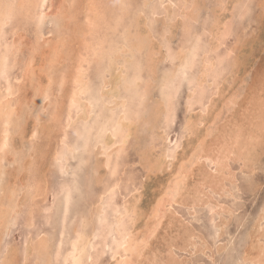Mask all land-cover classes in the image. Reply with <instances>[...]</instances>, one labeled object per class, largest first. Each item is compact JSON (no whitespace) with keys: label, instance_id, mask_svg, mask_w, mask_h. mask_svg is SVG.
<instances>
[{"label":"rangeland","instance_id":"rangeland-1","mask_svg":"<svg viewBox=\"0 0 264 264\" xmlns=\"http://www.w3.org/2000/svg\"><path fill=\"white\" fill-rule=\"evenodd\" d=\"M98 1H101V0H98ZM104 1H106V3H108L109 6L111 7L113 6L112 0H104ZM129 1L132 3L133 12L135 10L140 9L143 11V14H146L147 16L151 18L156 15L160 16L159 21L155 24V28L157 31L161 32V34H163V31L166 30V26L164 25L162 20L164 19V16H166L165 6L167 4H172V8L175 10V14L179 13V16H178L179 21H180L179 18L181 17V15H183L182 13L183 3L181 2V0H178V1L177 0H170V1L169 0H145V2L144 0H129ZM228 1L230 0H225L224 6L226 5L227 8L229 9V7L231 6V3ZM64 2L68 4L65 6ZM75 2L76 1L73 0V4H72V1L70 3V0H46V1L39 0L40 4H38L35 10H32L33 12L31 11L30 17L28 13H26L28 16L15 17L7 24V26H5V32L2 37L3 44L0 48V56L2 53L6 52L7 50L10 66L5 71L6 73L0 72V93L5 91L4 89L8 88L9 86L11 87L12 94L13 93L14 94L13 96L11 94L10 96L12 97L9 96V98L11 99L13 107L18 110V113H20V117H16L20 119V122H21L20 126L22 125L24 126L17 127L16 125H14V123H11L10 127L14 129L12 130L10 128V130L13 131V132L11 131V136H10L11 138L9 139L8 143L4 147H0V157H1L0 161L5 156L3 158L4 160L2 159V161L4 162L2 161L0 162L1 163L0 171L2 170V172L0 173V206H1L0 207V221L4 222L5 219L9 221V222L7 221L8 223L6 221L3 224L2 222L0 223V233H1L0 235V258L2 257V259H0V264H7V262L8 264H34V263L35 264H74L75 258L82 259L83 261L81 260L82 261L81 264H113L114 263L113 259L115 258H112L113 257L112 255H114L113 248L116 247L115 240L120 238L119 232L115 230V227L117 225V222H116L117 221L116 215H118L117 210L119 209L124 210L125 209L124 204H125V201L128 199V197L129 196L131 197V194H134L136 193L138 189L139 190L141 189L140 191L142 192L143 196H141L142 200L140 199V203H139L140 207L143 211H145V213L150 212L149 210H151L152 208L151 206L153 205V203L154 204L156 203L157 197L159 198L161 192L164 190V187L171 180L172 174L175 173V171L177 170L179 163L181 161L180 159H183L185 157L184 156L185 153H187V156L188 154L189 156L191 155V153H189L191 152L190 144H192L191 148H193V144L196 143L197 137L204 133L206 124H208L207 122L204 123V121H202L203 124L200 122L198 125L199 127L198 130H196L197 132L193 131L194 133L192 132V130L190 131V130H187L186 128L187 126L186 122L188 121L187 119H189L193 114L200 112V106L196 105L194 109L188 110L186 94L189 92V83H188L187 78L185 77H183V79L180 81L181 85L179 86L176 97L174 98L175 109L174 111L169 112V115L173 112V116L171 117L170 115L168 117H165L163 115V116L158 117L155 126H151L150 124H148L147 118L151 117L153 103H154V100H156L155 97L157 99L161 98L160 96L162 94L161 93L162 90L160 89L159 81L163 77V74H165L168 71H170L171 73L172 71L175 70V67L179 66L180 64L179 62H181L182 60L181 58L182 55H179V54L181 53L180 52L182 49L181 47L183 46V44H185L186 40L191 37L193 38L192 36L193 34L200 33L201 34L200 43L202 45V48L200 49V53H202L204 49V40L209 43V38H210L209 33L205 32V29H209L213 19L216 16L215 15L216 11L214 10L221 8V4L219 3L218 0H198L199 4H198L197 11H199V14L197 18L194 19V18L186 17L185 25L181 24L179 26L180 28L178 27L179 29L178 28L174 29L175 34L171 38L169 45L172 51L174 53H177L176 57L174 59H171V57L165 58L157 62L158 78L156 82L154 83V86L149 89L150 98L147 99L144 105H140L136 107V109L139 111L138 113L139 119L136 118L137 119L136 124L138 125L137 133L129 138L128 143L125 145L123 152L120 154V156H118V165H117L118 169L115 170L114 172L113 168L109 167V168H104V170L101 169L100 171H97L96 164H97V160L99 157L97 158V156L94 154L93 151L85 152L83 148L81 147L82 143L84 142L82 133L81 131H79L82 128V124L76 123L74 126L68 125L67 106L69 107L68 105L69 103H68V93H67L68 91L66 88L67 86L65 87L66 84L63 86L60 85V82H59L60 80L58 79L62 69H66L68 79L71 78L70 77L71 71H73L71 66L74 63L73 61L77 54L76 52L78 48L80 47L79 42L82 41L81 36H79V34H76V33L75 34L72 32L70 33V31L68 30L69 32L67 33V36H66L67 39L64 42V46H62L63 48L67 50V53L63 51L62 52L63 54L59 56L60 58H58V60L54 63L53 67H51V63H50V60H51L50 54H51V46H52L51 44L55 43L57 40L59 41L60 39H62L61 38L62 32H60L61 27L64 26L63 30H66L65 27H67L68 25H70L68 26L69 29L75 25L74 20L73 21L67 20L68 19L67 16H69L68 12L66 14L67 18L64 16L63 14L64 10L68 8L69 5H72L71 6L72 8L71 7L70 8L73 13H77V16L76 14L74 15L76 16L75 18L78 19L77 22L82 23V20L84 19V12L86 11L87 1L77 0V2L76 3ZM83 3H85V5ZM39 6L41 7L42 10L40 9ZM155 9L157 11V14H153V11ZM228 9L225 8L224 11L221 10V12L219 11L217 13L218 15L222 16L221 18L229 19L230 16L232 15L234 16L232 27L230 31L228 32V34L226 35V38L223 40V43L218 49V52L224 55L225 57L223 61L224 62L223 66L225 69L223 70L222 75L218 79L219 82L217 83L219 84V86L215 84L214 86L208 87L205 93L206 101L209 98L210 100L211 98L213 99L215 97L214 95H216L215 99L217 101L215 99L214 101L216 102V105L218 103L219 104L215 106V110H212L211 112L212 114H209L207 117H208V120H212L213 119L212 117L215 116L217 113L221 114V115L217 114L215 116V117H218L215 120V124L219 128H222L223 125H225V123L228 122L230 116H231L230 118L240 117V113L243 110V109L241 110L242 105L244 104L248 96L256 97V95L258 96L259 94L264 96V0H251L249 2V10L247 11L245 15H240L238 12L240 10L236 8H233L230 11ZM210 10H213L214 12ZM54 11L55 12L58 11V12L55 13ZM38 16H41V18L43 17L41 19V21H43L42 22L43 24L41 23L40 20H37ZM60 17H62V20H59ZM44 19H47V20H44ZM185 26L190 27L189 32L187 31V28ZM38 28H40V31ZM39 32L40 33L42 32V34L44 35V37L41 38V40L44 39L42 40V42L47 40L48 45H50L48 46L50 47V49L47 46L44 48V50L41 49L42 47L40 48V50L33 49L36 46L37 44L36 42L39 39L38 37ZM160 36L161 35H159V37ZM15 39L17 40L15 41ZM242 39H246V40H242ZM192 41H190L191 44L194 43L195 39L193 38ZM7 45H8V48H6ZM188 46H190V44H188ZM71 52H73V54ZM179 56L181 59L179 58ZM238 57H240L242 61L240 60L241 63L237 62L238 63L237 64L235 63V60H237ZM201 58L202 56L200 55V60L198 61V65L194 71H197L200 69L202 65ZM44 63H45V66L46 65L48 66L45 67ZM24 66H25V69L27 68L28 70L27 69L24 70L23 69ZM238 66H239V69L237 70ZM230 72H232L233 74H231ZM235 72L238 73L237 76L235 75ZM144 74L146 76L150 75L147 69H145ZM51 75L53 76L54 79L52 78L53 86L51 85L50 92L53 91L51 92L52 95L59 94L61 99H63L62 101L63 106L60 108V112L58 114V119H57V121H59L60 124H58V126H55L56 128L53 127L52 132L54 133L51 132V134L54 137L52 135L49 137L47 136L45 132H40L39 130L41 122L49 116L50 111L54 108L53 99H51L52 97L49 98V100L45 99L44 96L41 95V92L39 91L40 89L39 85L43 86L44 83L45 84H47L46 82L49 83V76ZM28 76L29 77L31 76L30 79ZM34 77L37 79H35ZM229 77H230V80H229ZM93 78H95V75H93ZM225 79H228V80L225 81ZM96 81H98V79H96ZM34 82H36V84ZM37 82L39 83V85L37 84ZM68 82L70 85V80H68ZM215 87L217 88L215 89ZM219 87L220 88L223 87L224 91L226 92V93L224 92L226 95L223 93L224 96H227V97L235 96L236 99L234 98V100H236V104L230 102L229 101L230 97H229L228 102L230 105H229V108L226 109L228 107V104L227 103L225 104L223 102L224 96L219 94L220 92ZM36 89H37L38 94L36 92ZM6 91H8V89H6ZM63 91L65 92L62 93L63 95H61V92ZM4 93H7V92H4ZM240 94L241 96H238ZM217 95L220 97H218ZM17 96H19L18 99L16 98ZM36 98L38 99V101H36L37 100ZM237 98H239V100H237ZM24 100H26L27 102ZM40 101L41 102L45 101V102L42 103L43 104L42 105ZM32 102L34 103L32 104ZM26 103L28 105H26ZM48 103H49L48 105L49 111L45 112L43 110L45 108V105ZM34 104L35 106L33 107ZM220 105L221 107H218ZM25 107L27 109L26 111H25ZM222 108L224 109L222 110ZM214 111L217 113L215 114ZM16 118L14 117L13 119H16ZM0 122H1L0 124H2V120ZM17 128L19 129V131ZM21 128L25 130H21ZM223 128L221 130H223ZM58 129H61V130H58ZM63 129L66 130L67 144H65L64 141H62L64 138ZM1 130H2V125H0V131ZM157 130L159 131V133L160 132L161 133L160 134L157 133ZM22 131H25V132L21 134ZM12 133H14L13 134L14 136H12ZM196 134L197 136H195ZM23 135H27V137ZM39 139L41 141H39ZM45 139H48V140H45ZM45 142H46V145H45ZM47 145L48 147L45 149ZM59 145L61 146L59 147ZM67 145L73 146L74 149L73 150L67 149ZM30 146H33V147L31 148ZM38 147L41 148V150ZM164 147H166L170 151V157L167 158L169 159L167 160L168 164L166 163L168 165L167 168L164 170L161 169L159 171L155 170L153 172H150L148 169V164L145 162V159H144L145 153H148L147 151L151 150L153 152V155L156 154L157 157L161 158L162 157L161 152ZM259 147H260V150H259ZM259 147L257 149V151L259 150L258 152L261 151L260 155L257 156V158L258 157L259 158L258 159L256 158V155H258V153H255V157L252 160L253 163L251 162V167L248 168V170L246 167H243L244 165L243 160L241 159L234 160V158H231L229 160L230 168L234 172V176H235L234 182L235 183H233L232 180L230 181L228 179H226L227 181L224 180L225 181L224 183L226 184V187H227V190H225L224 192L222 191L224 195L223 193H221V191L217 192L211 188H208V190H210L213 194L212 195L213 202L211 203H206L205 205V203H203L202 201L201 203L199 202L194 206L190 204L182 205L179 203L178 204L173 203L172 206L168 205V208L169 207L173 208V210L175 211V214L168 212V216L165 217V219L163 220V223L164 222L168 223L170 220L169 219L170 216L174 215V219H172L174 220L172 223L173 225L172 224L170 225L167 223L162 224L160 228L158 229L159 237L153 238L151 245L154 247L157 246L159 247V249L162 248L160 250L165 255L166 252L164 248H166L165 246L166 242L163 236L165 235L168 238L170 235L176 234L177 230L182 229L180 228V225L184 224L185 226H189V228L192 227V229H195L196 233H199L197 236L194 237L195 239L194 241H196V244H199L198 246L201 248L199 249L197 245L189 246L188 249L186 250L178 246L177 248L175 247L176 249L174 248V252L179 257V259L183 258L184 260H186L187 264H190V263L192 264H204V263L205 264H250L249 261L246 262L244 260L245 255L252 247L253 242L256 240L255 234H256V229L258 228V226L260 225L261 227H264V219H260L261 214L264 210V141L263 143H261ZM35 148L38 149V152L37 150L35 152ZM176 152L178 156H176ZM136 153L137 154L139 153V154L137 155ZM3 154H6V155H3ZM50 154H52L51 157H49ZM44 155L46 156L47 160L44 158ZM64 155L67 157V159H65L66 157L64 158ZM177 157L178 158L180 157V158L178 159ZM116 159L117 158H115V160ZM174 159L176 160L174 161ZM42 160H44L43 163H42ZM45 160H46V164H45ZM205 163L208 165V168H210L212 171L215 170L214 167L216 166L211 160H207ZM46 166H48L47 170L45 169ZM174 166L177 168H175ZM195 166H194L195 168L194 167L192 168L193 169L197 168L196 170L198 171L199 165L195 164ZM63 167L65 169H62ZM68 170L71 172H67ZM64 171L66 172V174L64 173ZM43 172L45 174L42 175ZM99 174L103 176L100 178L97 177L99 176ZM144 174L145 175L147 174L148 176L146 175L147 176L146 177ZM152 175L154 178L152 177ZM149 176H151V178H148ZM28 177L30 179H28ZM192 177L189 178L190 179L189 183L190 182L192 183L194 179L198 178L199 176H196V177L192 176ZM97 178L100 179V181ZM7 179L9 180V182L12 181V183L11 182L7 183L8 182ZM32 180H34V182L37 180L39 183L36 181L37 183H34L35 184V187H34L33 182L30 183ZM23 181H25V184ZM44 181L46 184L42 183ZM78 182H80L81 185ZM13 184L15 185V187L13 186ZM67 184H70V186L68 185L67 187ZM46 185L47 187H45ZM71 185L72 187L74 186L73 187L74 189L71 187ZM5 187H7L6 190H5ZM35 188H37L38 190L36 189L37 191H34ZM39 191L41 192V196H40ZM214 191L217 192L218 194L215 193ZM225 193L227 195H225ZM23 194L25 196H23ZM65 194L67 195V197L66 196L64 197ZM6 195H8L9 199ZM38 196H40L41 198H36ZM100 196L103 198H101ZM100 203L103 204V206H105L104 214L102 213L99 214V212L96 209V206L98 208ZM203 204L204 206H202ZM216 204L217 205L219 204V205L217 206ZM40 205L42 207H40ZM221 205L227 207L228 211L222 210ZM15 207H16V210H19L18 212L14 211ZM71 208H73L74 210H72ZM54 210L56 211L58 210L57 213L56 211L55 213H52ZM212 210L219 212L220 215H218L219 213H216L215 211H212ZM37 213L39 215L42 213L43 214L45 213V214L44 216L43 214L39 216ZM46 213L48 214L47 216H46ZM112 216L114 219L112 218ZM10 218H13V219H10ZM50 218L52 219L54 218L53 221ZM131 218L132 217H129V219L128 218L126 219L125 227L127 229H132V230L134 229L136 230V232L137 231L142 232L141 229H144L143 224L145 223V220H144L145 218L143 217L136 218V221H135L136 223L133 222ZM177 219H180V220L176 222ZM62 220L64 223H62ZM71 220L72 222H67ZM226 220L227 221L229 220V224ZM35 221L37 222V224ZM223 221L224 223L222 224ZM12 223L14 224V226ZM67 223H69V225H67ZM58 224L62 225V226L60 225V227H65V228H62V229L60 227L57 228ZM174 224L179 225V226H175ZM55 228L56 230L57 229L59 230L56 231ZM28 233H30L31 236ZM50 233L51 235L55 233L53 237L51 236L52 239L50 237ZM79 234L85 235V242L81 244L79 248H74L73 245L71 247L72 240L77 238ZM44 235H47L45 236L46 238L44 237ZM48 238H49V241H51L50 245L47 242ZM42 239L45 240V243L47 242V248L48 246H50L48 248L49 250H47V254L48 255L51 254L49 257L48 255H45L43 252L40 254V250H38L35 247L36 244L39 243ZM67 239H70V240H67ZM27 240L29 241V243ZM33 241H35L36 244ZM261 241L264 243V237L261 238ZM28 245H31V246L33 245L32 251L28 249ZM205 245L206 246L209 245L210 248L208 247L206 248V250H204V247H206ZM51 246L52 247L54 246V247L51 248ZM11 249H12V252H11ZM22 251L25 252L26 256L25 254H23ZM48 251H51V252H48ZM34 252L37 253V256H38L37 259L35 258ZM3 253L4 254L6 253V254L3 255ZM32 254H33L32 258L34 259L29 260ZM42 254L44 257L42 256ZM27 255L29 256L27 257ZM24 258L26 260L23 261ZM42 259L44 262H42ZM37 260H39L40 262L39 261L37 262ZM190 260L192 261L190 262ZM242 260H244L245 262Z\"/></svg>","mask_w":264,"mask_h":264},{"label":"bare ground","instance_id":"bare-ground-1","mask_svg":"<svg viewBox=\"0 0 264 264\" xmlns=\"http://www.w3.org/2000/svg\"><path fill=\"white\" fill-rule=\"evenodd\" d=\"M71 1L73 4V0H70V3H71ZM74 1L77 2V0H74ZM86 1H87L86 2V11L85 12L83 11L84 12V19L82 20V23L77 22L78 19L75 18L77 16V13H73L71 11L72 5H69V7L64 10V13H63L64 16L66 17V14L68 12L69 16H67L68 17L67 20L68 21L74 20L75 25L74 26L71 25L72 28H70V29L68 28V26H70V25H68V24H67L68 26L65 25V26H67V27H65L66 30H63L64 26L61 27L60 32H62V35H61L62 39H60L59 41L57 40L55 43L51 44L52 46H51V54H50V56H51L50 63H51V67H53L54 63L58 60V58H60L59 56H61V54H63L62 52L65 51L67 53V50L65 48H63L62 46H64V42L67 39L66 36H67V33L69 31H70V33L71 32L74 34L76 33V34H79V36H81L82 41L79 42L80 47L78 48V50L76 52L77 54H76L75 59L73 61L74 63L72 64V66L70 65L71 68L73 69V71H71V75H70L71 78L68 79L66 69L61 70L60 75L58 74L59 77L56 75L58 77V79L60 80L59 81L60 85L63 86L66 84L65 87L67 86L66 88L68 91L67 93H68V103H69L68 105H69V107L67 106L68 112L67 111L66 112L68 113L67 114L68 125L74 126L76 123L82 124V128L79 131H81V133H82L84 142L82 143L81 147L83 148V150L85 152L93 151L94 154L97 156V158L99 157L97 160V164H96V170L100 171L101 169L104 170V168L112 167L113 171L115 172V170L118 169V167H117L118 156H120V154L123 152L124 147L128 143L129 138L137 133L138 125L136 124V120L139 119V116H138L139 111L136 109V107H138L140 105H144L145 102L147 101V99L150 98L149 89L154 86V83L156 82V80L158 78L157 62L159 60H162L165 58L171 57V59H174L176 57L177 53H174L172 51L170 45H169L171 38L175 34L174 29L178 28L181 24L185 25L186 17H190V18H194V19L197 18L198 14H199V11H197L199 2H198V0H181V2L183 3V8H182L183 15H181V17L179 18L180 21L178 20L179 13L175 14V10L172 8V4H167L165 6L166 16H164V19L162 20V22L166 26V30H164L163 34H161V32L157 31L155 28V24L159 21L160 16L156 15V16L151 18V17L147 16L146 14H143V11L140 9L135 10L133 12L132 3L129 0H112V2H113L112 7L109 6V4L106 3V1H104V0L103 1L102 0L101 1L86 0ZM218 1L221 4V8L217 7L219 10L218 9L214 10V11H216L215 12L216 14L215 13H213V14H215L216 16L213 19L209 29H205V32L209 33V37H210L209 43L204 40V49H203V52L200 53V49L202 48V45L200 43L201 42V34L200 33H195L192 35L193 38L195 39L194 43L191 44V42H190L193 39L192 37L186 40L185 44H183V46L181 47L182 48L181 51L179 50L181 52V53L179 52L180 53L179 55H182L181 56L182 60H181V62H179L180 63L179 66L176 65L178 68L175 67V70L172 71L171 73H170V71L166 72L165 74H163V77L160 79V81H159L160 89L162 90L161 91L162 94L160 96L161 98L157 99L155 97L156 100H154V103H153L151 117L147 118V121H148L147 123L150 124L151 126H155L158 117L163 116V115L165 117H168L170 115H171V117L173 116V112L170 115H169V112L174 111V109H175L174 98L176 97L177 90H178L179 86L181 85L180 81L183 79V77H185V78H187L188 83H189V92L186 94L187 95V108H188V110L194 109V107L196 105L200 106V112L193 114L189 119H187L188 121L186 122L187 123L186 128H187V130H190V131L192 130V132H193V131L198 130V128H199L198 125L200 122L202 123V121H204V123L207 122L208 124H206L205 131L203 134L200 135L198 133L200 136L197 137L196 143L193 144V148H191L192 144H190L191 145V147H190L191 152H189V151L188 152L191 153V155L189 156V154H188V156H187V153H185L186 154V155L184 154L185 157L182 156L184 158L180 159L181 161L179 163L178 168L174 166L175 168H177V170L175 171V173L172 174V178L168 182L169 184L167 183L166 186L164 185L165 186L164 190L161 192L159 198L157 197L156 203L155 204L153 203L152 206L150 205L152 207L151 210H149L150 212L147 211L148 213H145V211H143L140 207V204H139L140 199H141V196H143L142 192L140 191L141 189L140 190L138 189L136 191V193L131 194V197L129 196L130 198L128 197V199L125 201V204H124V207H125L124 210H120V209L117 210L118 215H116L117 216V221H116L117 225L115 227V230L119 232L120 238L115 240L116 247L113 248L114 249V255H112L113 257L110 256L112 258H115V259H113L114 260L113 264H187L186 260H184L183 258H182L183 260L179 259V257L174 252V248L175 247L177 248V246H178V247L186 250V249H188L189 246H196L197 245V247L199 249H201L198 246L199 244H196V241H194L195 240L194 237L197 236L199 233H196L195 229H192V227L189 228V226H185L184 224H181L182 223L181 222L180 228H182V229L177 230L176 234L170 235L168 238L165 235L163 236V238L165 239V242H166V244H165L166 248H164V250L166 252L165 255L160 250L162 248L159 249V247H157V246L154 247L151 245L152 239L159 237L158 236V229L160 228V226L164 223H167V222L163 223V220L165 219V217L168 216V212L175 214V211L173 210V208L172 207L168 208V205L172 206L173 203H176V204L179 203L182 205L183 204H185V205L190 204V205L194 206L199 202L201 203L202 201H203V203H205V205H206V203L213 202V196H212L213 194L210 190H208V188H211L217 192L221 191V193H223L225 190H227V187H226V184L224 183L225 182L224 180H226V179H228L229 181L232 180L233 183H235L234 182V177H235L234 172L230 168L229 160L231 158H234V160L235 159L243 160V163H244L243 167H246L248 170V168L251 167V162H252L253 158L255 157V153H258V155H256V158H257V156L260 155L261 151L258 152L260 150L259 146L264 141L263 140L264 139V96L263 95L259 94L258 96L256 95V97L248 96L246 101L244 102V104L243 105L241 104L242 105L241 110L242 109L243 110L240 113V117L230 118L231 117L230 116L228 122L225 123V125H223V127H224V128L222 127L223 130H221L222 128H219L215 124V120L218 118V117H215L218 114L217 112L214 111L215 114L217 113L216 115L214 114L215 116L211 115V116H213L212 120H208V117H207L209 114H212L211 113L212 110H215V106H217L219 104L218 103L216 105V102L214 101L216 95H214L215 97L213 99L211 98V100H210V98H209L206 101L205 93H206L208 87L214 86L215 84H217L219 86V84L217 82H219L218 79L222 75L223 70L225 69L223 66V63H224L223 61H224L225 57H224V55H222L218 52V49L221 46V44L223 43V40L226 38V35L230 31L232 24H233V17H234L232 15V16H230L229 19L228 18H221L222 16L218 15L217 13L219 11L221 12V10L224 11L225 8L226 9H228V8L226 5L224 6L225 0H218ZM250 1L251 0H230L228 2L231 3L232 7L230 6L228 10L230 11L231 9L236 8V9L240 10V11H238L240 15H245L247 13V11L249 10V2ZM144 2H145V0H144ZM38 4H40L39 0H0V48L3 44L2 37H3L4 32H5V26H7V24L15 17H20V16L26 17L28 15L30 17L31 11L35 10L37 8ZM67 4L68 3H65V6ZM83 4L85 5V3H83ZM80 7H82V6H80ZM40 9H41V7H40ZM74 9H76V8H74ZM58 11H59V9H58ZM58 11H56V12L54 11V12L57 13ZM65 11H66V13H65ZM210 11L214 12L213 10H210ZM26 13H28V15ZM184 13H185V15H184ZM51 14H52V12H51ZM75 14H76V16H74ZM153 14H157L156 9L153 11ZM213 14H211V15H213ZM42 18H41V16H38L37 20L41 21ZM44 20H47V19H44ZM59 20H62V17H60ZM50 21H52V20H50ZM42 22L43 21H41V23ZM186 28H187V31L189 32L190 27H186ZM38 29L40 31V28H38ZM8 34H9V32H8ZM71 35H73V34H71ZM159 35H161V36L159 37ZM38 37H39V39L36 42L37 44L33 49L40 50V48L42 47L41 49L44 50V48L46 46L47 47L50 46V45H48L47 40L42 42V40H44V39L41 40V38L44 37L42 32L41 33L39 32ZM73 38H75V37H73ZM160 38H162V39H160ZM16 40L17 39H15V41ZM242 40H246V39H242ZM77 41H79V40H77ZM188 44H190V46H188ZM10 45H11V43H10ZM6 48H8V45L6 46ZM48 48L50 49V47H48ZM71 53L73 54V52H71ZM234 53H236V52H234ZM200 55L202 56V58H201V64L202 65H201L199 70L194 71L198 65V61L200 60ZM238 56H239V54H238ZM8 57L9 56H8L7 50H6V52L1 54V56H0V72L4 73L7 70V68L10 66ZM179 58H180V56H179ZM72 60H73V58H72ZM240 60H241L240 57H238V59L235 60V63H237V62L241 63L242 60L241 61ZM35 62H37V61H35ZM170 62H171V60H170ZM44 66H45V63H44ZM46 66H48V65H46ZM23 69L26 70L27 68L25 69V66H24ZM145 69H147V71L150 75L146 76L144 74ZM238 69H239V66H238L237 70ZM233 70H235V69H233ZM233 70H232V72H233ZM232 72H230V73L233 74ZM245 72H247V71H245ZM24 74H26V73H24ZM93 75H95V78H93ZM235 75L237 76L238 73L235 72ZM30 77H29V79H30ZM52 78H53L52 75L49 76V83L46 82L47 84L44 83L45 85L43 84V86L39 85V83H38L39 81L37 82V84L40 87V89H39V87H38V89L41 92V95H43L44 98L48 99V100H49V98L52 97L51 99H53V103H54V108L50 111L49 116L41 122L40 129H39L40 132H45L47 134V136H49V137L52 135L51 132L53 130V127L58 126V124H60L59 121H57V119H58V114L60 112V108L63 106V102H62L63 99H61L59 94L52 95L51 92H53V91L50 92L52 80L54 79V78L53 79ZM22 79H23V77H22ZM35 79H37V78H35ZM67 79L70 80V85H69V82ZM96 79H98V81H96ZM227 80L228 79H225V81H227ZM229 80H230V77H229ZM225 81H223V82H225ZM34 83L36 84V82H34ZM260 85H261V83H260ZM258 87H260V86H258ZM216 88L217 87H215V89ZM6 89H8V91H6ZM6 89H4L5 91H3L2 93H4V92H7V93H4V94L0 93V118L2 120V124H0V125H2V130L0 131V136H1L0 137V147H4L8 143L9 139L11 138L10 137L11 131L14 130L10 127L11 123H14V125H16L17 127L24 126V125L20 126L21 125L20 119L16 118V117H20V113H18V110L13 107L11 99L9 98V96L12 94L11 87L9 86ZM219 91H220L219 94L222 96H224V94L226 93L224 91L223 87H221L219 89ZM253 91H254V89H253ZM36 92H37V89H36ZM64 92L65 91L61 92V95H63L62 93H64ZM13 94H12V96H13ZM37 94H38V92H37ZM250 95H251V93H250ZM12 96H10V97H12ZM238 96H241V94ZM18 97L19 96H17L16 98L18 99ZM36 97H37V95H36ZM218 97H220V96H218ZM229 97H227V96H224V98L222 97L224 99L223 102L225 104L226 103L228 104V107L225 105L227 107L226 109H228L229 105H230L228 102ZM234 98L236 99L235 96L234 97L231 96L229 101L236 104V100H234ZM237 100H239V98H237ZM24 101H26V100H24ZM36 101H38V99ZM44 102H41V104ZM33 103L34 102H32V104ZM26 105H28V104L26 103ZM48 105H49V103L45 105V108L43 111H45V112L49 111ZM14 106H16V105H14ZM34 106H35V104L33 105V107ZM218 107H221V105ZM223 109L224 108H222V110ZM26 110L27 109L25 107V111ZM216 111H217V109H216ZM218 115H221V114H218ZM211 116H209V117H211ZM14 117L16 119H13ZM25 124H26V122H25ZM66 127H67V125H66ZM10 128L12 130H10ZM21 130H25V129L21 128ZM58 130H61V129H58ZM68 130H70V129H68ZM18 131H19V129H18ZM23 132H25V131H22L21 134ZM63 132H64L63 133L64 138L62 141H64V143L67 144V142H66V140H67L66 139V130L63 129ZM52 133H54V132H52ZM157 133H159L158 130H157ZM13 134L14 133H12V136H14ZM159 134H157V135H159ZM23 136L27 137V135H23ZM38 136H39V134H38ZM190 136H189V138H190ZM195 136H197V134ZM45 140H48V139H45ZM39 141H41V140L39 139ZM43 142H42V144H43ZM185 144H187V143H185ZM45 145H46V142H45ZM60 146L61 145H59V147ZM181 146H183V145H181ZM30 147L32 148L33 146H30ZM47 147H48V145L45 147V149ZM258 147H259V150L257 151ZM39 149L41 150V148H39ZM67 149L73 150L74 147L71 145H67ZM3 150H4V148H3ZM36 150L38 152L37 148H35V152H36ZM141 150H143V149H141ZM141 150H140V152H141ZM187 150H189V149H187ZM53 151H54V149H53ZM71 152H73V151H71ZM136 152H138V151H136ZM147 152L148 153H145V156L143 154V156H144L145 162L148 164V169L150 172H153L155 170L159 171L161 169L164 170L167 168V166H168L167 160H169L167 158L170 157L169 149H167L166 147H164L162 149V152H161L162 157L161 158L157 157L156 154H155L156 156L153 155V152L151 150H148ZM27 153H28V151H27ZM29 154H30V152H29ZM3 155H6V154H3ZM51 155L52 154H50L49 157H51ZM176 156H178L177 152H176ZM41 157H43V156H41ZM65 157L66 156L64 155V158ZM44 158L46 159L45 155H44ZM115 158H117V159L115 160ZM2 159H1V161H2ZM65 159H67V157ZM176 159H174V161ZM202 159H204V160H202ZM46 160H45V164H46ZM171 160H172V158H171ZM207 160H211L214 163V165L216 166V167H214L215 168L214 171H212L210 168H208V165L205 163ZM38 161H40V160H38ZM43 161L44 160H42V163H43ZM48 161H49V159H48ZM2 162H4V161H2ZM140 162H141V160H140ZM145 162H143V163H145ZM42 163H40V164H42ZM28 164H29V162H28ZM195 164L199 165L198 171L196 170L197 168L196 169L192 168L195 166ZM47 167L48 166L45 167L46 170H47ZM62 169H65V168L63 167ZM27 170H28V168H27ZM1 172H2V170L0 171V173ZM67 172H71V171L68 170ZM24 173H25V171H24ZM64 173L66 174L65 171H64ZM43 174H45V173L43 172L42 175ZM19 175H21V174H19ZM35 175H37V174H35ZM4 176H5V174H4ZM47 176H48V174H47ZM102 176L103 175L99 174V176H97V177L100 178ZM192 176H195V177L199 176V177L195 178L192 183L191 182L189 183V181H190L189 178H191ZM152 177H153V175H152ZM148 178H151V176H149ZM28 179H30V178L28 177ZM98 180L100 181V179H98ZM36 181L34 182V180H32L30 183L33 182V186L35 187L34 183L38 182V181L37 182ZM45 181L42 183H45ZM71 181H72V179H71ZM10 182L12 183V181H10ZM10 182L8 180L7 183H10ZM23 182L25 184V181H23ZM5 183H6V181H5ZM78 183L81 185L80 182H78ZM14 184H15V182H14ZM14 184H13V186L15 187ZM24 184H23V186H24ZM68 185L70 186V184H67V187H68ZM62 186H64V185H62ZM7 187H5V190ZM45 187H47V185ZM71 187H72V185H71ZM162 188H161V190H162ZM36 189L37 188H35L34 191L38 190V189L37 190ZM111 189H113V188H111ZM68 191H69V189H68ZM228 191H229V189H228ZM96 192H98V191H96ZM217 192H215V193H217ZM39 193L41 196L40 191H39ZM24 194H23V196H25ZM26 194H27V192H26ZM37 194H35V195H37ZM223 195H224V193H223ZM225 195H227V194L225 193ZM6 196L8 197V195H6ZM40 196H38L36 198H41ZM65 196L67 197L66 194L64 195V197ZM101 198H103V197H101ZM8 199H9V197H8ZM31 199H32V197H31ZM14 203H16V202H14ZM15 205H17V204H15ZM223 205H221L222 210L228 211V208L223 206ZM202 206H204V204ZM40 207H42V206L40 205ZM189 207H191V206H189ZM6 208H7V206H6ZM71 209L74 210L73 208H71ZM96 209L99 212V214L100 213L104 214V212H105V206H103V204H101V203L99 204L98 208L96 206ZM96 209H95V211H96ZM215 210H212V211H215ZM14 211L18 212L19 210H16V207H15ZM55 211L56 210H54L52 213H55ZM57 211H56V213H57ZM47 212H48V210H47ZM59 213H60V211H59ZM216 213H219V212H216ZM42 214H40V215H42ZM44 214H43V216H44ZM95 214H96V212H95ZM47 215L48 214L46 213V216ZM218 215H220V213ZM62 216H63V214H62ZM50 217H51V215H50ZM129 217H132L131 219L133 222L136 221V218H141V217L145 218L144 219L145 223L144 224L142 223L144 225V227H143L144 229H141L142 232H138V231L136 232V230H134V229L133 230L127 229L125 227L126 219L127 218L129 219ZM5 218H7V217H5ZM54 218H55V216H54ZM72 218H73V216H72ZM112 218H113V216H112ZM10 219H13V218H10ZM50 219L53 221L52 218H50ZM169 219L170 220L167 224L171 225L174 221V220H172V219H174V215H171ZM260 219H264V210L261 214ZM178 220H180V219H177L176 222H178ZM223 220H225V219H223ZM5 221L7 222L8 220L5 219ZM1 222L2 221H0V223ZM4 222H2V224ZM56 222H57V220H56ZM67 222H72V220L67 221ZM227 222L229 224V220ZM62 223H64L63 220H62ZM213 223H214V221H213ZM223 223H224V221L222 222V224ZM14 224H15V222H14ZM14 224H13V226H14ZM36 224H37V222H36ZM36 224H34V225H36ZM60 225L58 224L57 228L60 227ZM67 225H69V223H67ZM174 225L179 226L176 224H174ZM60 228L62 229L65 227H60ZM141 228H142V226H141ZM218 228H220V227H218ZM55 230H56V228H55ZM58 230L59 229H57L56 231H58ZM67 231H69V230H67ZM28 234L30 235V233H28ZM54 234L51 235V233H50V237L51 236L53 237ZM0 235H1V233H0ZM45 236H47V235H44V237ZM66 236H67V234H66ZM52 237H51V239H52ZM56 237H57V235H56ZM255 237H256V240L253 242L252 247L250 248V250L245 255L244 260L246 262L249 261L250 264H264V243L261 241V238L264 237V227H261L260 225L258 226V228L256 229ZM65 238H67V237H65ZM59 239H60V237H59ZM67 240H70V239H67ZM35 241H33V242H35ZM202 241H204V240H202ZM47 242L49 245L51 244L50 243L51 241H49V238H48ZM47 242L45 243V240H43V239L37 244L35 242L36 246L35 245L34 246L38 250H40V254L43 252L45 255H48L47 250H49L48 248L50 246H48V248H47ZM84 242H85V235L79 234L77 238L72 240V244H71V242H70V244H71V247L73 245L74 248H79L81 246V244H83ZM155 242H156V240H155ZM28 243H29V241H28ZM31 244H33V243H31ZM32 246L28 245V249L31 251L33 250ZM53 247L51 246V248H53ZM208 247H209V245L204 247V250H206V248H208ZM26 251H27V249H26ZM11 252H12V249H11ZM22 252H23V254H25L24 251H22ZM35 252H36V250H35ZM35 252H34V255H35V258L37 259L38 256H37V253H35ZM48 252H51V251H48ZM160 253H162V254H160ZM5 254L3 253V255H5ZM65 254H66V252H65ZM50 255H48V257ZM14 256H15V254H14ZM25 256H26V254H25ZM28 256L29 255H27V257ZM42 256H43V254H42ZM32 257H33V254H32V256H30V258H32ZM84 257H85V255H84ZM30 258H29V260L34 259V258H32V259H30ZM0 259H2V257ZM85 259H87V258H85ZM24 260H26V259L24 258L23 261ZM81 260L82 259H79V258L76 259L75 258L74 264H81V262L83 261V260L82 261ZM113 260H111V261H113ZM244 260H242V261H244ZM38 261L39 260H37V262ZM191 261L192 260H190V262ZM42 262H44L43 259H42ZM29 263H30V261H29ZM239 263H241V262H239ZM7 264H8V262H7ZM190 264H192V263H190Z\"/></svg>","mask_w":264,"mask_h":264}]
</instances>
